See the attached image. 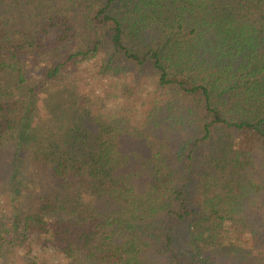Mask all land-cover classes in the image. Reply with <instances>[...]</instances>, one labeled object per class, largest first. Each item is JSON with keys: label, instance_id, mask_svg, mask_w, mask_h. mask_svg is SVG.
I'll return each instance as SVG.
<instances>
[{"label": "trees", "instance_id": "obj_1", "mask_svg": "<svg viewBox=\"0 0 264 264\" xmlns=\"http://www.w3.org/2000/svg\"><path fill=\"white\" fill-rule=\"evenodd\" d=\"M45 4L0 21V264H264V0ZM92 60L141 121L63 86Z\"/></svg>", "mask_w": 264, "mask_h": 264}, {"label": "rangeland", "instance_id": "obj_2", "mask_svg": "<svg viewBox=\"0 0 264 264\" xmlns=\"http://www.w3.org/2000/svg\"><path fill=\"white\" fill-rule=\"evenodd\" d=\"M39 2H43V0H0V21L6 20L8 16V19L10 17L12 21H16L18 24H21L20 21H23L27 25L36 23L38 21V14L46 12L49 8V4L38 6ZM62 10L63 9H58V12ZM23 17H26V19L21 20ZM20 26L21 25H18L17 27ZM97 68V63H94V60L73 65L69 70L73 75L63 76V86H70V89H72L80 83L82 84L80 89L89 93L90 91H87V89L92 87L96 90V93L92 94L93 102H91L90 105L93 111H101L103 114L110 117L117 112L119 113L123 107H126L131 111L130 118L132 122L141 121L146 114L147 105H145L143 109L140 108L137 103L127 100V97L123 96V92L114 90L113 85L111 86L109 81L96 75L95 71ZM71 77H73V79H71ZM131 77V75L127 76V80L130 84L133 83ZM151 90L152 81L147 80L146 84L144 83L139 86L138 91L143 99L149 100ZM136 109L137 111H133ZM256 152V156L259 160L264 161L263 150L258 149ZM45 174H48L46 169ZM9 209V204L5 195H0V219L8 216ZM25 250L26 248L15 249L13 254L16 256L12 258V261L17 262L20 254L23 252L25 253ZM32 250L33 254L45 259L48 264H61L63 261L59 254H55L51 248L44 246L43 243L38 242L37 244H33Z\"/></svg>", "mask_w": 264, "mask_h": 264}]
</instances>
